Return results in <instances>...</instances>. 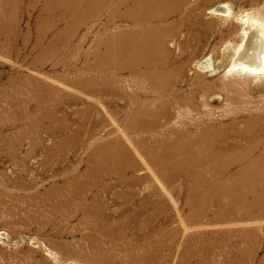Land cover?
I'll use <instances>...</instances> for the list:
<instances>
[{"label":"rangeland","instance_id":"rangeland-1","mask_svg":"<svg viewBox=\"0 0 264 264\" xmlns=\"http://www.w3.org/2000/svg\"><path fill=\"white\" fill-rule=\"evenodd\" d=\"M22 1L27 8L29 0ZM10 3L0 0V264H134L146 252L152 253L154 264H181L172 243L178 234L174 229L190 209L187 194L170 192L141 154L137 141L173 140L179 132L200 134L205 127L218 129L232 121L236 127H229L228 141L246 143L260 131L264 64L252 71L234 63L250 32L264 36V0L153 1L151 9L156 13L166 3L175 7L171 14L151 21L155 31L149 42L158 48L160 65L149 67L165 68L166 74L144 76L139 73L143 65L138 71L124 67L114 72L125 93L164 100L152 130L125 124L129 97H115L112 91L93 94L69 82L95 74L85 68V63L93 61L94 47L101 44L103 48L113 30L128 27L124 19L110 20L112 4L93 12L73 37L60 40L56 52L45 57L34 46L36 27L50 16L43 2L18 11L17 16L10 12ZM67 13L47 30L45 42L72 32L81 10ZM60 57H67L66 62ZM112 75L110 70L104 74ZM55 98L61 104L53 106ZM86 105L94 109L82 113ZM250 117H257L258 125L236 136L237 129L245 131ZM114 139H121L128 153L107 165L95 152L101 147L117 149L120 145ZM116 162L128 163L127 182L113 166ZM185 178L180 176L178 181ZM141 203L151 208L170 206L160 232L152 234L148 228L121 221L125 211ZM95 206L103 211L97 219L89 212ZM219 225L227 228L215 224L208 229H220ZM259 232L261 256L264 232ZM195 262L192 258L186 264Z\"/></svg>","mask_w":264,"mask_h":264},{"label":"bare ground","instance_id":"bare-ground-1","mask_svg":"<svg viewBox=\"0 0 264 264\" xmlns=\"http://www.w3.org/2000/svg\"><path fill=\"white\" fill-rule=\"evenodd\" d=\"M39 1L43 2L50 16L44 19L43 25L36 27L39 29L36 33L34 46L41 48L42 55L45 57L56 52V44L60 40L73 37L76 28L82 23H86L93 12L112 4L110 20L124 19L128 22V27L122 26L123 28L113 30L111 36L103 42L105 45L103 48H101V44L94 47L93 61L85 63V68L96 71L95 74L83 79L74 78L69 82L74 86L87 88L93 94L112 91L115 97H129L131 107L128 109L129 115L125 124L127 126L135 124L134 126L143 130L155 129L158 124L157 117L161 113L159 107L163 105L164 100H160L158 96L151 98L125 93L126 91L118 84L114 72L124 67H131L138 71L143 65L145 68L139 73L144 76L160 77L166 74L165 68L149 67L159 64L157 62L158 48L149 42L152 31L155 29L151 21L153 18L162 19L169 13L171 14L175 11V7L167 6L166 3L164 10L156 13L157 11L154 12L151 9L154 0H113V2L112 0H29L27 8H33ZM9 2L12 7L10 12L16 13L15 16L18 11L27 9L21 5L23 3L21 0H9ZM77 10H81L82 15L76 19L78 22L73 26L72 32L63 35L60 33L56 35L55 39L45 42L44 37L47 30L67 12L72 14ZM54 12H58L60 18L53 17ZM247 30L246 32H248ZM261 34L250 32L248 40L238 51L239 60L234 64L252 71L262 68L264 64V36ZM83 40L82 38L76 44V46L79 45L78 49L81 48ZM159 42L161 44L163 40L160 39ZM42 55L37 59H41ZM66 59L67 57H62L60 61L66 62ZM109 70L113 75L111 77L104 76ZM48 90L54 91V88L49 87ZM34 93L38 94V89ZM153 102L158 103L155 108L152 105ZM59 104H61V100L55 98L53 106ZM93 109L94 105H86L81 109V112H90ZM258 117L262 120L259 114ZM245 123V131L243 128L237 129L236 136L247 134L253 130L258 125V119L250 117L246 119ZM230 126L236 127V123L232 121L228 125L223 124L218 129L205 127L200 134L178 131L177 138L173 140L156 138L154 141H144L143 138V141H137L141 154L149 161L148 163L152 165L157 177L167 185L170 192H174L176 195H180L181 192L187 194L190 209L185 215L184 221L180 220L182 224L174 229L178 234L172 243L173 250L176 246L181 255V264L188 263L192 258L196 259L195 264H264V253L261 256L258 255L262 245V235L258 231L263 230L264 232V125L260 126V131L246 143L228 141ZM111 141H116L120 146L117 149L101 147V150L95 152L102 161H107V165L115 157L125 156L128 153V149L122 144L121 139ZM66 142L71 144L75 141ZM113 166H116V171L120 172L127 182L128 163L116 162ZM180 176H186L188 179L179 182ZM100 177L99 174L96 179ZM181 187L183 189H180ZM196 193H201V195ZM209 205H213L212 208H209ZM82 207L86 206L82 205ZM169 210L170 206L165 204L151 208L146 203L144 205L141 203L139 207L125 211L123 218H120L123 223L129 226L133 227L134 225L140 229L148 228L153 232L152 234H155L163 229L164 220L162 217H168ZM89 212L94 219L103 213L99 206L90 208ZM215 224H224L227 225L225 226L227 228H221L219 225L220 229H208L209 225L214 226ZM166 225L168 226V223ZM220 255L222 256L221 262L217 257ZM151 259V252L141 253L136 257L134 264H141V262L142 264H154Z\"/></svg>","mask_w":264,"mask_h":264}]
</instances>
